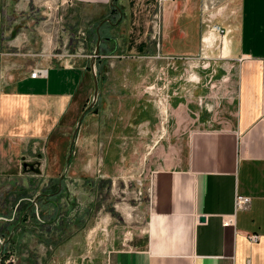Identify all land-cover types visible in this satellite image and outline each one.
<instances>
[{
    "label": "crops",
    "instance_id": "1",
    "mask_svg": "<svg viewBox=\"0 0 264 264\" xmlns=\"http://www.w3.org/2000/svg\"><path fill=\"white\" fill-rule=\"evenodd\" d=\"M39 1L0 0V173L22 169L29 153L38 172L52 171L39 158L87 109L95 77L96 109L79 137L97 142L103 172L134 166L144 192L128 208L132 223L106 215L94 245L69 241L47 264H264V0H238L226 53L213 57L228 65L175 70L135 59L151 45L156 0ZM120 8L144 21L98 22L94 44L112 48L96 55L94 76L88 31ZM200 9L201 0L165 7L161 50L199 58ZM37 67L46 75L31 77Z\"/></svg>",
    "mask_w": 264,
    "mask_h": 264
},
{
    "label": "rangeland",
    "instance_id": "2",
    "mask_svg": "<svg viewBox=\"0 0 264 264\" xmlns=\"http://www.w3.org/2000/svg\"><path fill=\"white\" fill-rule=\"evenodd\" d=\"M171 1H155L154 9L147 17L151 45L146 52L135 56L136 62L146 63L142 67L147 69L158 70H175L181 67L189 69L192 64L193 68L201 69L214 67V64L216 68L219 64L222 67L228 65L224 60H214L213 57L223 54V51L226 53L224 39L231 37L229 24L236 19L238 0H201L199 58L182 56L175 49L165 52L160 48L164 10ZM110 13L112 15L95 21L88 31L91 44L86 52L91 58L95 59L99 51L112 48L111 43L110 47L108 43L105 48L99 46V40L94 44V29L98 22L104 26L117 27L123 20L135 18L137 21H144L141 13L129 14L123 8ZM121 32L124 31L120 30V37ZM211 32L214 33L212 41H205V37H210ZM104 33L106 38L112 37L111 32ZM69 48L70 52L77 55L78 50L74 51L73 45ZM150 53L154 55L149 56ZM177 60L182 62L181 66L176 63ZM163 79L165 77L156 78L158 82ZM172 79L174 78L167 77V84ZM223 82L224 79L220 77L215 78L212 84ZM95 109L94 103L92 107L85 109L84 116H90ZM83 111L84 108L78 110L70 128L57 132L50 155L39 158L52 164V171L44 169V172H38V158L29 153L22 158L25 163L22 169L17 168V171L7 174L0 173V264H47L55 256V247L57 249L69 241L79 243L81 238L84 244L94 245L97 241V225L106 215L120 222L132 223L135 220L131 211L128 214V208L136 197L144 195L142 188H139L143 174L135 173L134 166L130 172L125 168L110 172L100 169L101 160L96 156L99 151L97 142L84 141L79 137V130L74 133ZM90 121L89 119V127L90 123H94ZM92 129L95 130L94 126ZM137 161H140L139 157Z\"/></svg>",
    "mask_w": 264,
    "mask_h": 264
},
{
    "label": "built area",
    "instance_id": "3",
    "mask_svg": "<svg viewBox=\"0 0 264 264\" xmlns=\"http://www.w3.org/2000/svg\"><path fill=\"white\" fill-rule=\"evenodd\" d=\"M82 35H84V33H81ZM67 56H74L75 54H71L70 52L66 54ZM47 73V69L43 68V67H37L34 68L31 72H30V76L31 77H40V76H45ZM165 112V111H164ZM249 205V198L248 197H243V196H239L236 198V206L238 208H247ZM249 239L251 241H256L258 239V236L255 234H249L248 235Z\"/></svg>",
    "mask_w": 264,
    "mask_h": 264
},
{
    "label": "water",
    "instance_id": "4",
    "mask_svg": "<svg viewBox=\"0 0 264 264\" xmlns=\"http://www.w3.org/2000/svg\"><path fill=\"white\" fill-rule=\"evenodd\" d=\"M97 53V52H96ZM96 55V54H95ZM94 58L92 59V65H91V68H92V71L94 73V76H95V67H94ZM94 82H95V88H94V92H93V98H92V101L90 102L89 106L88 107H92L93 104L95 103L96 101V96H97V91H98V85H97V81H96V78L94 77ZM84 113H85V110L81 113L79 119H78V122H77V125L75 126V129H74V133L76 134L77 131H78V128H79V125H80V122H81V119L83 118L84 116ZM200 220H204L203 217H200Z\"/></svg>",
    "mask_w": 264,
    "mask_h": 264
},
{
    "label": "bare ground",
    "instance_id": "5",
    "mask_svg": "<svg viewBox=\"0 0 264 264\" xmlns=\"http://www.w3.org/2000/svg\"><path fill=\"white\" fill-rule=\"evenodd\" d=\"M213 30H215V29H213ZM211 37H214L213 35H211L210 37L209 36H207V37H205V41H209V40H211ZM212 41V40H211ZM210 42V41H209ZM207 43V42H206ZM227 48H228V46H227V42H226V40L224 39V49H225V51L227 50ZM191 75H193V74H191Z\"/></svg>",
    "mask_w": 264,
    "mask_h": 264
}]
</instances>
